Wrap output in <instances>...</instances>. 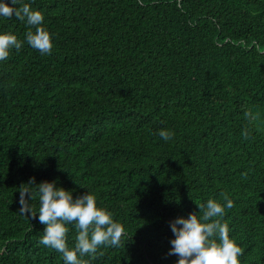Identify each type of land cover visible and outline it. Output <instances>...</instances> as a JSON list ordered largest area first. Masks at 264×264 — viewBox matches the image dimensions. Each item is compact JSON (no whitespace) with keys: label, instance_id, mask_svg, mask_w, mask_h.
<instances>
[{"label":"trees","instance_id":"trees-1","mask_svg":"<svg viewBox=\"0 0 264 264\" xmlns=\"http://www.w3.org/2000/svg\"><path fill=\"white\" fill-rule=\"evenodd\" d=\"M22 3L54 44L0 60V264H63L18 211L31 177L93 191L123 224L87 264H175L170 222L225 194L241 264H264V0ZM29 27L0 18L20 40Z\"/></svg>","mask_w":264,"mask_h":264},{"label":"clouds","instance_id":"clouds-1","mask_svg":"<svg viewBox=\"0 0 264 264\" xmlns=\"http://www.w3.org/2000/svg\"><path fill=\"white\" fill-rule=\"evenodd\" d=\"M11 17L30 27L23 40L11 31H0V60L6 59L12 49L19 50L24 41L42 54L51 53L54 34L44 26L41 10L32 8L30 3L20 4V0H0V18ZM249 118L252 119L250 114ZM174 135L172 129L159 130L163 140ZM34 196H38L39 203L35 211L31 203ZM18 203L21 214L44 225L40 243L61 253L63 264H87L83 256L96 253L102 245L119 246L125 235L123 224L114 219L107 207L98 205L96 194L88 189L74 197L73 190L58 186L56 180L37 184L35 177H31L19 187ZM197 205L198 212L170 222L174 238L170 240L168 254L178 257L175 264H241L242 249L223 220L226 209L234 205L233 199L225 194L223 202L209 197ZM69 225L77 229L74 247L67 242Z\"/></svg>","mask_w":264,"mask_h":264}]
</instances>
